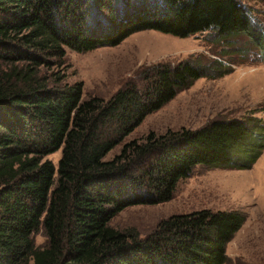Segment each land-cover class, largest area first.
<instances>
[{
  "label": "trees",
  "instance_id": "1",
  "mask_svg": "<svg viewBox=\"0 0 264 264\" xmlns=\"http://www.w3.org/2000/svg\"><path fill=\"white\" fill-rule=\"evenodd\" d=\"M103 13L107 22L95 17ZM146 30L213 31L231 53L246 37L264 60V27L246 0H0V264L228 263L227 246L246 222L238 211L173 216L142 239L109 224L129 207L171 201L197 166L258 162L264 118L253 115L125 141L179 92L229 69L158 64L108 101L83 100V84H64L53 70L68 50L116 47ZM59 151L56 167L47 157Z\"/></svg>",
  "mask_w": 264,
  "mask_h": 264
},
{
  "label": "rangeland",
  "instance_id": "2",
  "mask_svg": "<svg viewBox=\"0 0 264 264\" xmlns=\"http://www.w3.org/2000/svg\"><path fill=\"white\" fill-rule=\"evenodd\" d=\"M255 19L264 27V0H246ZM108 21L106 13L95 16ZM237 52L215 39L213 31L195 37L179 38L146 30L127 38L116 47L87 53L67 51L61 68L64 84H83V100L108 101L128 83L143 84V74L158 64L177 65L192 60L203 65L222 62L228 74L197 80L181 91L161 110L149 115L125 140H140L150 133L199 130L218 118H264V60L246 37L236 38ZM240 49V51H239ZM245 51V53L241 52ZM52 70L44 71L50 75ZM122 146V145H121ZM114 149L106 160L120 154ZM62 152L47 159L56 167ZM210 211H238L246 216L242 229L227 246V264H264V153L250 170L197 166L180 181L171 201L155 206H132L110 222L118 231H135L139 237L151 235L159 224L173 216ZM37 246L46 245L43 233L35 235Z\"/></svg>",
  "mask_w": 264,
  "mask_h": 264
}]
</instances>
